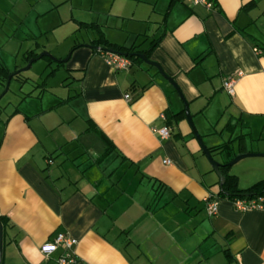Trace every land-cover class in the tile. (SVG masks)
I'll return each mask as SVG.
<instances>
[{"label":"crops","instance_id":"1","mask_svg":"<svg viewBox=\"0 0 264 264\" xmlns=\"http://www.w3.org/2000/svg\"><path fill=\"white\" fill-rule=\"evenodd\" d=\"M25 1L36 16L68 4L70 56L51 60L64 63L76 87L46 121L15 109L3 123L0 216L9 249L1 263L56 264L60 249L40 250L66 233L89 264H264V209L240 211L218 196L219 178L174 87L142 60L127 56L128 69L113 68L100 49H133L157 63L222 165L264 153V0H209L211 9L188 0H38L41 12L37 0ZM81 9L95 18H74ZM237 72L229 94L223 80ZM163 127L166 138L152 131ZM253 157L226 169L239 189L264 179V156Z\"/></svg>","mask_w":264,"mask_h":264},{"label":"rangeland","instance_id":"2","mask_svg":"<svg viewBox=\"0 0 264 264\" xmlns=\"http://www.w3.org/2000/svg\"><path fill=\"white\" fill-rule=\"evenodd\" d=\"M40 2L37 0L36 3L33 0L32 4L37 5ZM83 2L85 3V0ZM67 5L36 16L37 13L29 14L31 9L25 0H0V62L9 70L8 76H11L6 91V83H0V136L3 123L15 109L26 114L32 121L43 122L47 119L43 114L48 112V108L54 106L52 108L56 109L62 105L59 101L68 93H75L73 89L76 85L68 76L64 63L51 60L56 59L58 55L65 54L57 60H64L70 56V45L66 39L73 29H69V24L62 23L66 17ZM35 8L37 12L44 10L42 4ZM90 13L88 9H81L74 12V18L87 21L91 16L95 18ZM13 39L17 44L16 48L10 43ZM30 50L37 56L41 53H47L49 56L34 60L28 69H24L29 60L24 57L25 52ZM62 109L67 108L64 106ZM52 113L50 116L59 112L55 110ZM258 134L260 133L257 130L253 137L254 144L260 141ZM254 158H243L227 169L235 168L242 161ZM205 219L208 220L206 217ZM8 249V244L3 242V253Z\"/></svg>","mask_w":264,"mask_h":264},{"label":"built area","instance_id":"3","mask_svg":"<svg viewBox=\"0 0 264 264\" xmlns=\"http://www.w3.org/2000/svg\"><path fill=\"white\" fill-rule=\"evenodd\" d=\"M194 5H203L207 9L212 8V2L209 0H188ZM256 51V49H254ZM106 62L115 69H128L131 65V61L128 57L117 53L109 52L106 57ZM241 72L228 75L224 78L222 88L229 94H233L234 86L237 76ZM125 99H129V95H125ZM152 131L158 134L161 138L169 136V130L166 127L159 129H152ZM50 161V160H49ZM166 164L170 163V160L165 159L163 161ZM234 207L240 211H246L251 209H264V196L253 197L250 199L236 198L232 201ZM206 213L209 216H213L217 212V199L209 196L205 205ZM77 244V239L66 233H58L52 242L45 244L41 247V253L44 257H47L53 251L60 249V254L56 257V264H89L81 260L75 253L74 247Z\"/></svg>","mask_w":264,"mask_h":264},{"label":"water","instance_id":"4","mask_svg":"<svg viewBox=\"0 0 264 264\" xmlns=\"http://www.w3.org/2000/svg\"><path fill=\"white\" fill-rule=\"evenodd\" d=\"M94 48H97V47H94ZM104 51H107V52H111V53H117V54H120V55H124V56H135V57H138L139 59H141L145 64H148V65H151L153 67H155L158 72L164 77L167 79V81L174 87V89L176 90L177 94L179 95L180 99L182 100L183 102V108H184V113H185V118L187 120V122L189 123L191 129H192V132H193V135L194 137L197 139L200 147H201V150L202 152L204 153L205 157L207 158V160L209 161L213 171L216 173V175L218 176L219 178V187L221 188L222 187V184L224 182V176L223 174L220 172V167H221V163H219L218 161L214 160L211 153H210V150L206 147V145L203 143L202 141V138L201 136L198 134L197 130L195 129V126L192 122V118H191V114L189 112V108H188V105H187V102H185L177 88V86L174 84L173 80L170 78V77H167L163 74V72L161 71L160 67L157 65V63L155 62H152L150 61L145 53H142V52H131V53H122V52H118L112 48H100ZM42 56H49V54L47 53H41L40 55H38L37 57H31L29 60H28V63L26 65V67H24V69H28L31 65V63L42 57ZM69 57V56H68ZM67 57V58H68ZM64 59L65 60H67ZM11 78V76L9 75L8 78H7V82H6V89L5 91L7 90V87H8V83H9V79ZM250 156H264V153H258V154H254V153H239L237 154L236 156H234L230 161H228L227 165L228 166H231L233 164H235L236 162H238L239 160L245 158V157H250ZM2 253H3V226H2V223L0 221V264L2 262Z\"/></svg>","mask_w":264,"mask_h":264},{"label":"trees","instance_id":"5","mask_svg":"<svg viewBox=\"0 0 264 264\" xmlns=\"http://www.w3.org/2000/svg\"><path fill=\"white\" fill-rule=\"evenodd\" d=\"M108 48V47H106ZM118 52L122 53H131L134 52L133 49H124L123 47L120 48H112ZM37 54L30 52L27 55V59H30L31 57H36ZM127 57V56H126ZM129 58H132L133 60H138L140 61L138 57L135 56H128ZM9 72L7 69L3 66H0V76L2 78V82L6 83L7 77H8ZM228 168L227 164L221 165V173L224 176V182L222 184V187L218 193L219 197L226 198L230 201H233L236 198H243V199H250L253 197H258V196H264V179L257 181L256 183L252 184L250 187L246 189H239L237 187V177L235 175H230L226 173V169ZM0 221L3 226V238H4V231L5 227L7 225V220L3 217L0 216Z\"/></svg>","mask_w":264,"mask_h":264}]
</instances>
